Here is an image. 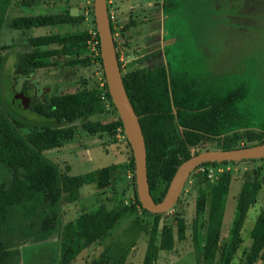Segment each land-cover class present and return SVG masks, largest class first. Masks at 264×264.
Wrapping results in <instances>:
<instances>
[{
  "label": "rangeland",
  "instance_id": "1",
  "mask_svg": "<svg viewBox=\"0 0 264 264\" xmlns=\"http://www.w3.org/2000/svg\"><path fill=\"white\" fill-rule=\"evenodd\" d=\"M95 0H0V108L11 111L15 95L30 100L28 107L15 106L27 123L23 134L46 125L58 129L61 145L43 153L61 174L93 173L96 179L84 185L78 196L62 193L56 209L48 199L15 209L0 230V264H95L109 258L113 264H145L150 239L155 237L157 256L150 264H264V249L252 251V230L264 212V161H234L198 166L188 176L174 206L163 213L143 208L135 197L133 151L120 115L108 96L104 67L98 57L94 37ZM110 0L114 38L123 75L138 76L169 62L183 66L198 60L202 69L214 74L250 77L254 83L250 100L264 108V0ZM152 1L151 5L146 4ZM7 7L3 9V6ZM141 9L145 12L139 16ZM140 10L139 12H137ZM68 12L78 23L35 28H15L12 23L31 15ZM68 32L89 34L77 56L88 64H67L74 56L58 57L54 64L38 68L27 78L16 74L15 64L22 52L57 47L40 39ZM31 87L22 93L24 81ZM96 89L106 94L100 114L57 123L36 113L31 104L46 94ZM108 128L90 133L92 122ZM242 138L240 145L254 144ZM224 148L223 136H205L189 147L191 155ZM108 169L103 172V169ZM105 174V175H104ZM11 166L0 160V185L12 181ZM223 183L221 216L212 218L213 193ZM255 187L256 197L238 228V198L244 187ZM166 182L155 191L163 197ZM205 201L200 203V198ZM127 211L104 234L90 236L70 261L62 257L64 239L88 227L96 211L109 213L116 207ZM158 215V216H157ZM184 225V238H178V224ZM180 225V224H179ZM164 226L175 231L172 249L159 248Z\"/></svg>",
  "mask_w": 264,
  "mask_h": 264
},
{
  "label": "trees",
  "instance_id": "2",
  "mask_svg": "<svg viewBox=\"0 0 264 264\" xmlns=\"http://www.w3.org/2000/svg\"><path fill=\"white\" fill-rule=\"evenodd\" d=\"M7 3L3 9L7 7ZM80 20L79 17L68 12H57L20 17L12 23V26L35 28L74 24ZM112 31L114 34L113 23ZM88 37L87 32L80 34L68 32L43 37L40 40L44 45L57 44L58 46L20 53L15 64L16 74L27 78L38 68L53 65L54 59L61 56H74L68 59L67 64H88L90 59L77 56L79 46H85ZM96 40L98 41V59L103 65L98 32H96ZM115 44L117 47V41ZM184 63L185 65L181 66L178 61L169 62L168 67L161 66L141 76L135 73L123 75L126 91L140 118L147 148L149 186L154 199L158 202L161 201V198L155 195L158 184L161 181L166 182L164 197L177 168L192 156L189 147L196 145L205 136H223V149L264 142V108H255L250 103L255 87L250 77L232 76L231 78L228 75L210 73L202 69L198 60ZM30 88L25 80L22 93L27 94ZM108 96L115 107L109 88ZM7 105H10L12 112L0 108V160L11 166L13 177L9 185H0V230L9 222L15 209L25 207L30 203L34 207L37 202L45 199H48L49 209H56L62 193H70L72 198H75L84 185L96 179L93 173L61 174L58 166L43 153L45 150L61 145L58 129L46 125L41 130L23 134L21 128L27 123L21 119V116L19 117L17 110L12 108L13 105L8 99ZM31 106L36 113L48 121L57 123L72 122L104 111L100 92L96 89L56 95L46 94ZM120 125L123 126L121 119ZM107 128V124L98 121L87 125L90 133L100 132ZM242 138L249 142H258L240 145ZM255 160L264 161V159L243 161ZM131 163L135 167L133 155ZM208 163L216 162L203 164ZM107 171L108 169H103L104 173ZM248 186L244 187L237 202L240 213L238 228L258 190L255 187L249 190ZM225 193L226 186L223 183L219 184L213 193L212 218L221 216L222 197ZM135 197L142 206L137 188H135ZM199 200L200 203L204 202L205 197ZM126 211V207L120 206L109 213L96 211L92 214L88 227H83L63 240V259L72 260L82 249L85 239L104 234ZM179 224L178 238L183 239L184 225ZM251 235L253 238L251 251L258 255L264 249V212L259 215ZM174 245V228L164 226L159 248L168 250ZM156 256L157 249L153 235L150 239L145 264L152 263ZM95 264L113 263L106 258L98 260Z\"/></svg>",
  "mask_w": 264,
  "mask_h": 264
},
{
  "label": "water",
  "instance_id": "3",
  "mask_svg": "<svg viewBox=\"0 0 264 264\" xmlns=\"http://www.w3.org/2000/svg\"><path fill=\"white\" fill-rule=\"evenodd\" d=\"M94 9L109 93L120 115L125 134L133 151L137 194L143 208L156 214L170 210L178 200L190 173L203 163L264 159V142L233 149L197 153L180 164L164 198L159 202L156 201L151 193L148 181L146 141L140 118L129 98L123 81L107 0H95ZM12 104L25 108L30 105V100L15 95Z\"/></svg>",
  "mask_w": 264,
  "mask_h": 264
},
{
  "label": "crops",
  "instance_id": "4",
  "mask_svg": "<svg viewBox=\"0 0 264 264\" xmlns=\"http://www.w3.org/2000/svg\"><path fill=\"white\" fill-rule=\"evenodd\" d=\"M134 2H135V0H125L123 2H120L121 3L120 5L128 7L131 3H134ZM146 4L151 5L152 1H148ZM139 11L140 10H138L137 12H139ZM142 13L144 14L145 12L141 9V11L139 13H137V14H139V16H144V15H142Z\"/></svg>",
  "mask_w": 264,
  "mask_h": 264
},
{
  "label": "built area",
  "instance_id": "5",
  "mask_svg": "<svg viewBox=\"0 0 264 264\" xmlns=\"http://www.w3.org/2000/svg\"><path fill=\"white\" fill-rule=\"evenodd\" d=\"M110 3V0H107V4H108V9H109V4ZM109 15H110V19H111V21H112V19H113V14H112V12L110 11V9H109ZM94 40H95V42H96V47H97V45H98V41L96 40V36L94 37ZM106 94L105 93H102V95H101V98L103 99V100H105L106 99ZM109 102H110V99H109ZM263 138H264V136H263Z\"/></svg>",
  "mask_w": 264,
  "mask_h": 264
},
{
  "label": "bare ground",
  "instance_id": "6",
  "mask_svg": "<svg viewBox=\"0 0 264 264\" xmlns=\"http://www.w3.org/2000/svg\"><path fill=\"white\" fill-rule=\"evenodd\" d=\"M108 5V4H107ZM111 25H112V21H111ZM114 35V34H113ZM117 49V48H116ZM112 99V98H111Z\"/></svg>",
  "mask_w": 264,
  "mask_h": 264
}]
</instances>
